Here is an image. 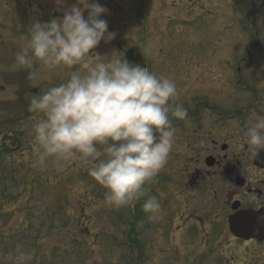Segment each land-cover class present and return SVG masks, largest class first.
Masks as SVG:
<instances>
[{
  "label": "rangeland",
  "instance_id": "1",
  "mask_svg": "<svg viewBox=\"0 0 264 264\" xmlns=\"http://www.w3.org/2000/svg\"><path fill=\"white\" fill-rule=\"evenodd\" d=\"M140 1L98 0L108 9L102 18L115 38L102 40L95 52L103 56L116 52L124 58L122 48L131 50V59L140 66L147 62L150 71L175 81L177 102L188 108L183 130L204 136L196 149L209 147L210 139L226 143L227 136L221 133L227 124L214 122L217 111L246 107L253 91L264 95L263 0H240L246 6L242 8L238 0H209V5L204 0L206 6L200 0H144L143 9ZM70 5L58 6L56 0H0V264H188L189 258L175 247L176 236L167 221L161 223L162 232L158 220H147L142 204L136 202L132 213L129 206L105 203L106 190L88 174L91 165L74 162L57 172L41 170L36 160L30 128L38 117L28 111L29 102L34 94L65 82L79 66L50 73L37 61L25 69L16 66L15 55L27 42L35 20L47 22V14L63 12ZM203 95L213 108L203 110L200 103L195 106L196 99L191 102ZM200 109L202 118L195 120L200 118L202 124L197 129L191 119ZM234 116L231 121H236ZM204 129L213 136L207 139ZM11 135L18 136L12 138L15 143ZM188 152L192 158L179 171L176 162L167 171L179 184L181 173H186L182 169L194 168L195 157L205 154ZM170 186L169 181L162 184ZM147 187L148 195L160 202L159 190ZM227 246L223 249L229 250ZM230 249L224 258L233 254Z\"/></svg>",
  "mask_w": 264,
  "mask_h": 264
},
{
  "label": "clouds",
  "instance_id": "2",
  "mask_svg": "<svg viewBox=\"0 0 264 264\" xmlns=\"http://www.w3.org/2000/svg\"><path fill=\"white\" fill-rule=\"evenodd\" d=\"M62 11L47 22L35 20L15 55L16 66L25 69L37 61L50 73L79 66L29 102L28 111L38 117L30 128L36 160L41 170L57 172L74 162L91 165L88 174L106 190L107 205L134 206L143 199L147 220L155 221L161 204L147 186L168 162L175 139L172 118L183 120L188 110L177 102L174 80L116 52H95L102 40L115 38L102 18L108 9L98 0H76ZM243 143L253 158L264 149V118L249 122ZM257 222L264 225V214Z\"/></svg>",
  "mask_w": 264,
  "mask_h": 264
},
{
  "label": "flooded vegetation",
  "instance_id": "3",
  "mask_svg": "<svg viewBox=\"0 0 264 264\" xmlns=\"http://www.w3.org/2000/svg\"><path fill=\"white\" fill-rule=\"evenodd\" d=\"M140 9H143V1H140ZM260 91L252 94L249 91L253 99L246 107L234 105L230 112L216 110L218 115L214 122L221 126L227 124L221 133L227 136L226 143L210 139L209 147L202 146L198 150L196 145L204 136H197V131L192 129L184 131L185 119L172 121L175 139L170 160L156 178L161 199L157 220L168 222L176 236L175 247L189 258L188 264H264V225L257 222V217L264 214V149L253 158L251 150L243 143L249 122L264 118V95ZM195 99V106L200 103L201 109L205 106L213 108L207 95L195 97L191 102ZM184 107L188 109L186 105ZM201 109L193 112V119L189 117L197 129L202 122L195 120V116H202ZM232 115L236 121L230 120ZM205 133L207 139L213 136L210 130ZM193 148L205 154L202 159L199 155L195 157L198 164L194 168L182 169L186 173H181L179 184V180L167 171L175 162L179 171L183 163L192 158V152L188 151ZM165 181L171 183L170 188H162ZM230 218H233L234 234L229 229ZM175 220L179 222L175 224ZM160 230H165L162 224ZM225 244L229 250L232 248L233 254L228 259L224 258L225 252L229 251L223 249Z\"/></svg>",
  "mask_w": 264,
  "mask_h": 264
},
{
  "label": "water",
  "instance_id": "4",
  "mask_svg": "<svg viewBox=\"0 0 264 264\" xmlns=\"http://www.w3.org/2000/svg\"><path fill=\"white\" fill-rule=\"evenodd\" d=\"M231 231L234 233V230H233V226H232V224H231Z\"/></svg>",
  "mask_w": 264,
  "mask_h": 264
}]
</instances>
